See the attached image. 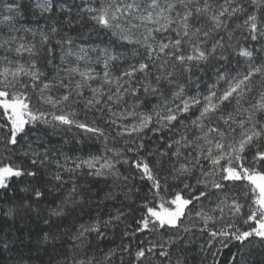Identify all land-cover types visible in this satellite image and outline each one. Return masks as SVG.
Returning <instances> with one entry per match:
<instances>
[{
  "label": "snow or ice",
  "instance_id": "6c2138e0",
  "mask_svg": "<svg viewBox=\"0 0 264 264\" xmlns=\"http://www.w3.org/2000/svg\"><path fill=\"white\" fill-rule=\"evenodd\" d=\"M29 8L45 19L44 28H15L16 17ZM97 30L110 33L120 47L135 48L133 62L119 74L112 69L123 53L85 46ZM25 53L29 61L22 63ZM153 99L150 111H140ZM64 126L80 129L88 139H103L104 154L73 159L49 147V129L55 133ZM148 132L160 136L152 149L145 142ZM22 137L31 138L23 151L28 164L15 159ZM117 138L123 147L115 146ZM42 172L50 191H64L62 172H79L112 181L101 202L122 197L107 218L98 213L82 221L74 213L88 214L85 192L73 181L45 218L38 207L42 187L25 189L35 199L21 208L27 213L37 204L34 211L49 229L43 242L51 241L57 253L49 264H114L117 250L121 264L124 252L134 255V264L150 257L172 264V249L193 230L207 234L201 250L212 255L213 264L219 250L212 249L229 242L238 244L231 264H250L251 250L264 248V0L6 4L0 11V195H7L13 179L39 183ZM240 183H246L243 190ZM213 198L216 207L206 211L204 202ZM14 211L4 214L12 217ZM53 217L61 222L71 217V222L61 230ZM120 224H125L124 236L131 228L133 236L149 232L167 238L148 247L138 244L134 252L121 244L97 256L93 238L103 240L107 229ZM9 244L8 236L0 238V252L10 251ZM16 264H24L22 255ZM175 264L187 259L177 256Z\"/></svg>",
  "mask_w": 264,
  "mask_h": 264
},
{
  "label": "trees",
  "instance_id": "16d2710c",
  "mask_svg": "<svg viewBox=\"0 0 264 264\" xmlns=\"http://www.w3.org/2000/svg\"><path fill=\"white\" fill-rule=\"evenodd\" d=\"M12 0H0V9H3L6 4L11 3ZM16 2H20V0H16ZM29 0H24L25 4H28ZM69 4L75 5L69 1ZM1 11V10H0ZM77 9L73 7V15L75 16ZM45 19L39 15L37 12L36 15H33L31 8H29L25 14L21 17H16L15 28L23 29V28H44ZM85 32L88 31L87 28L84 29ZM4 33L7 34V29H4ZM21 35H25L23 31L20 33ZM75 35V33H73ZM27 41H32V36L30 33L26 34ZM114 38L103 30H97L89 35L84 44L88 48L98 47L104 48L109 47L116 48L117 53H123L119 59L114 61L116 67L112 69L114 74H119V72L127 67L129 63L133 62L132 59V51L135 50L134 47L129 46V48L120 47L119 41L113 43ZM37 47H39V37H36ZM255 47H259V44H256ZM142 51V49H141ZM29 61L28 55L25 53L21 59L22 63H27ZM58 62V61H57ZM46 64V61L44 62ZM235 63V61H233ZM49 74H51V70L49 69ZM205 80L208 78L205 77ZM203 87V86H202ZM192 91H195L193 87ZM36 103V97L33 95V104ZM155 103V100H151L144 107L140 108V111L147 112L150 111L152 105ZM82 109V105L80 106ZM99 114H97L98 116ZM88 120L92 119V113L88 114ZM79 119H85V114L81 110L79 114ZM49 135L45 138L49 147H54L60 150L64 155L70 158L82 157L87 158L89 153L92 154H104V142L103 139L96 140L94 137L92 139L87 138V134L83 133L80 129L75 127L68 128L64 126L61 129H58L55 133L49 129ZM83 138L82 143H77V141ZM160 136L153 135L152 132H148L145 137V142L149 149H152L159 145ZM31 143V138L25 139L21 138L20 144L17 146V152L15 153V159L17 163H25L28 164V158L23 156V151L28 148ZM114 142L112 139L108 140V147L111 148ZM124 142L117 138L115 142L116 147H123ZM35 147V145H32ZM110 154V153H109ZM131 155V154H129ZM63 163V160H61ZM153 163L155 160L153 159ZM127 165L123 166L122 170L127 169ZM53 170L54 167H53ZM84 173L87 172V169L83 170ZM163 174V173H162ZM63 175V188L62 192L59 188L56 190H51L50 184H45V180L49 179V177L45 176L43 172L39 177V183L33 181L30 177H22L19 179H13L12 188L7 193L6 196L0 195V238L4 236H8L9 238V246L10 251L0 252V264H16L18 256L24 257V264H49V260L52 257H55L57 253L52 251V242L48 243L43 242V236L46 231H48V225L43 222V219H39L37 217L36 211L37 208L36 203H32L33 211L25 213L21 208V205H27L30 201H34V196L30 191L25 189L31 188L33 184H36L37 187H42V190L45 192L44 197L39 201L38 207L43 209V217L48 216L47 209L49 207H55L57 203H59V197L61 195H66L67 190H70L73 184V181H76L78 186L85 192V196L83 199L84 210L87 215L80 213L79 209L74 213V215L81 218L82 221H88L89 216L96 217L99 213L103 218H107V213L111 210L113 206L119 207V199L117 201H102L104 192L109 190V186L112 181L108 180L105 182L102 178L90 177L85 174L77 173L75 175L62 172ZM193 184L195 183V177L192 178L191 181ZM139 184V181H136ZM244 183H240L238 188L240 190L244 189ZM170 186L171 182H170ZM147 189H145L146 191ZM137 204L139 200H136ZM127 203V202H126ZM205 210L209 211L212 208L216 207L215 199H211L209 201H205ZM9 208L15 209L12 217L5 215ZM138 217L140 215L139 210L135 213ZM53 221L59 223L61 226V230L71 222V217L67 220L61 222L57 220V218L53 217ZM134 223V220L132 221ZM187 224L188 221L185 220ZM219 227V225H217ZM125 224H120L119 227L113 229L109 228L106 231L108 235L103 240H96L93 238L94 245L96 248L97 256H102L103 253L107 252L109 249H118V246L130 245L133 249V252L136 249V245L143 244L145 247L152 241H158L162 238L166 239V234L161 233H136L134 236L131 235L132 229H128L129 235L124 236ZM207 234H201L198 230H193V232L188 234V239L183 244H179L178 247H174L172 249V264H175L176 257L180 256L181 258L187 259V264H202V260L205 256H207L206 261H203V264H213V257L211 254L206 253L201 250V246H206ZM57 247H59V243H57ZM238 244L236 242H229L227 247L221 248L220 244H217L215 248L212 249L213 252H217L216 256L217 264H231V259L233 253L237 252ZM62 251V249H61ZM123 255V264H134V255L130 258L127 252L122 253ZM250 264H264V248L259 245L255 246L251 250V255L249 257ZM114 264H121V252L117 250L116 257L114 260ZM144 264H159V260L155 257H150L148 260L144 261Z\"/></svg>",
  "mask_w": 264,
  "mask_h": 264
},
{
  "label": "rangeland",
  "instance_id": "374dc122",
  "mask_svg": "<svg viewBox=\"0 0 264 264\" xmlns=\"http://www.w3.org/2000/svg\"><path fill=\"white\" fill-rule=\"evenodd\" d=\"M69 1L72 2L75 5H80L81 4V0H69ZM88 2L90 4L96 5V6H98V4H99V0H88ZM0 10L2 11L3 9H0ZM244 184L243 185H244V188H245L246 187V183H244Z\"/></svg>",
  "mask_w": 264,
  "mask_h": 264
}]
</instances>
